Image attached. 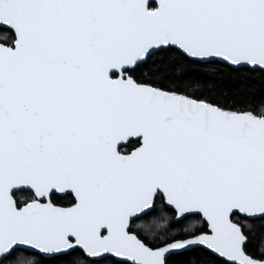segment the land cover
<instances>
[{
    "label": "snow or ice",
    "instance_id": "obj_1",
    "mask_svg": "<svg viewBox=\"0 0 264 264\" xmlns=\"http://www.w3.org/2000/svg\"><path fill=\"white\" fill-rule=\"evenodd\" d=\"M0 264H264V0H0Z\"/></svg>",
    "mask_w": 264,
    "mask_h": 264
},
{
    "label": "trees",
    "instance_id": "obj_2",
    "mask_svg": "<svg viewBox=\"0 0 264 264\" xmlns=\"http://www.w3.org/2000/svg\"><path fill=\"white\" fill-rule=\"evenodd\" d=\"M192 71H196V70H192Z\"/></svg>",
    "mask_w": 264,
    "mask_h": 264
}]
</instances>
